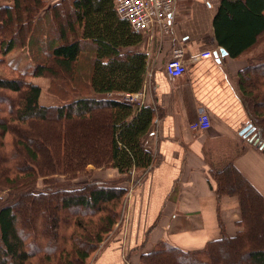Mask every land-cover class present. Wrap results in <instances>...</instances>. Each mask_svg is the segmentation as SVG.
<instances>
[{"label":"trees","instance_id":"trees-1","mask_svg":"<svg viewBox=\"0 0 264 264\" xmlns=\"http://www.w3.org/2000/svg\"><path fill=\"white\" fill-rule=\"evenodd\" d=\"M10 1L11 6L0 5V27L10 31L0 37V54L27 45L36 62L30 76L54 75L56 67L66 75L60 86L71 97L61 105L43 106L40 88L25 79L26 73L12 70L17 77H0V264H88L122 214L118 208L127 188L118 182L129 181L126 178L132 173L139 177L154 163V155L143 142L152 125L153 108L137 107L120 96L142 90L147 60L137 49L142 35L116 16L113 0ZM64 12L67 16L62 18ZM213 25L218 43L232 58L257 46L240 75L251 107V124L258 132L256 144L264 149V106L257 103L264 97V0H221ZM258 71L251 84L249 77ZM99 115L106 124L91 125L101 133L94 139L96 150L91 139L69 145L77 123ZM42 124L45 134L51 125L55 129L51 155L27 146L24 140ZM89 164L113 169L119 178L112 184L95 178L78 182L77 172ZM52 175L73 181L36 189L38 179ZM219 175L221 188L240 196L241 230L222 234L198 251L159 243L141 254L138 264H208L212 248L237 246L243 239L247 214L256 215L255 208H259L264 218V199L233 167L212 173L216 178ZM84 208L87 215L75 214ZM29 226L28 234L20 232ZM37 238L43 248L46 241H52L46 252L31 244ZM247 260L264 264V247L250 251Z\"/></svg>","mask_w":264,"mask_h":264},{"label":"crops","instance_id":"crops-1","mask_svg":"<svg viewBox=\"0 0 264 264\" xmlns=\"http://www.w3.org/2000/svg\"><path fill=\"white\" fill-rule=\"evenodd\" d=\"M220 4L175 0L168 35L140 34L137 49L147 57L146 72L133 105L154 110L143 140L154 163L137 178L132 173L129 182L136 178L137 183L129 191L125 225L93 264H138L140 255L159 243L198 251L222 234L241 230L239 194L221 188V175L212 176L227 166L264 199V149L256 144L240 75L257 46L236 58L220 46L213 25ZM175 48L183 52L185 71L171 80L164 66ZM203 53L211 56L202 58ZM202 113L208 114L210 127L193 130ZM248 126L253 130L246 135Z\"/></svg>","mask_w":264,"mask_h":264},{"label":"rangeland","instance_id":"rangeland-1","mask_svg":"<svg viewBox=\"0 0 264 264\" xmlns=\"http://www.w3.org/2000/svg\"><path fill=\"white\" fill-rule=\"evenodd\" d=\"M53 1H58V0H53ZM0 5L11 6L12 1L0 0ZM65 16H67V12H64L61 14L62 18ZM1 18L2 17H0V20H1ZM9 32L10 31L3 30L0 27V37L5 36ZM262 48H264V41L262 42ZM28 49L29 48L27 45L24 46L21 44L17 47L15 46V48L13 50H11V52H9L6 55L0 54V77L9 78V79L17 77L16 73H14L12 70L18 71L19 73H26L27 77L25 79L27 81L32 82L33 84L37 85L40 88L39 103L43 106L53 107V106L61 105L65 101H68L66 98L68 97V95H69V97H71L70 93H66L65 89L62 86H60V84L63 85L62 83H63V81L66 80L67 77L65 74H63L61 71H59V69H57L56 67H53L54 75H46V76L37 77V78L30 76L32 70L36 66V62H35L32 54H31V52ZM260 72L261 71L255 72L254 76L249 77L251 84L256 82V80L258 78V74ZM249 74L250 73H248L247 75H249ZM257 103H258V106L259 105L264 106V97L259 99ZM3 106H7V104L4 103ZM261 113H263V112H261ZM262 119H264V118H262ZM95 122L101 123L102 126H103V124H106L105 117L101 116V115L95 116L94 118L86 120V121H79L77 123L78 126L76 129V134L75 135L72 134V141L69 138L71 133L68 130L67 134H68V138L70 140L69 145H72V147H74V145L78 142L79 143H86V142H89L91 139V141L89 143H91V144L93 143L92 148H93V150H94V148L96 150V147L94 145V139H97L98 135H100L101 133H98L97 131H95L94 128L93 129L91 128V125L93 123L95 124ZM36 126H38V125H36ZM43 126H44V124H42L41 126H38V127H41L42 130H39V128L36 127L34 129V134L29 133L28 135H25L24 140H25V143L27 144V146H30L33 148H41V149L45 150L48 155H51V154H53V142L55 139V133H54L55 129H54V126L51 125L50 126L51 130L49 131V133L45 134V133H43L44 132L43 129H45ZM50 134H52L51 138H50ZM76 137H77V139H76ZM47 154H46V156H47ZM77 173H79V176L77 177L78 182H84V181H88V180L95 178V179H101V181H107L108 183L112 184V183H115V181L119 178L118 177L116 179L115 178L116 176L111 174L110 170H108V168H104V169H97L96 168L95 169L91 164L86 165L83 170H81V171L79 170V172H77ZM131 177H132V175L127 177L126 180L127 179L130 180ZM135 179L136 178H133V180H135ZM133 180L130 182L129 181H119L118 182V183H121L123 186H125L128 189L126 194L124 195L123 203L118 208V211H121L122 214L120 215L119 220H118L116 226L113 228L111 234L107 235L104 238V241L100 244L99 248L97 249L95 254L91 257L88 264H93L95 257L99 254V252L103 248H105L113 240L114 236L122 230V229L120 230V228H122V226L125 225L124 211L127 209V201H128L129 191L132 189V186H135V184L137 183V181H133ZM43 181H44V183H43ZM71 181H73V180H71L69 178L52 175V176H49L48 178L38 179L36 189L40 190L42 187H46V186L49 187L50 183H54V184H58V185L67 183L69 185ZM255 209L257 210L258 214L257 213H256V215H254L253 213L247 214L248 215L246 218L247 219V221H246L247 232L244 235L243 239H241V240H239V242H237V246H231L230 247V246L224 245V246L212 248V249H215L214 252L211 251L213 253L212 259L209 261V263L208 262H206V263H208V264H248L247 254L250 251L254 250L256 247H264V222H263L264 218H262L261 212L259 213L260 209L259 208H255ZM47 212L49 214L51 213L48 210H47ZM87 213H88V210L86 208H84L82 210H77L75 212V214H79V215H87ZM44 214L47 215L46 213H44ZM28 215H29V213H28ZM21 221H22V219H21ZM22 224H23V221H22ZM31 227L32 226H29V229L24 230L25 232H23V231H20V232L22 234H28ZM33 227H34V225H33ZM37 230L39 231V229H37ZM42 243H44V242H42ZM51 243H52V241H50V240L46 241L45 246H44L45 248H43L42 246L40 247L41 241L38 238H37V241L33 240V242H31V244L33 246L36 245L37 247H39L38 251H45V252L47 251L48 245L50 246ZM28 249H30V247Z\"/></svg>","mask_w":264,"mask_h":264},{"label":"built area","instance_id":"built-area-1","mask_svg":"<svg viewBox=\"0 0 264 264\" xmlns=\"http://www.w3.org/2000/svg\"><path fill=\"white\" fill-rule=\"evenodd\" d=\"M175 6V0H113L116 16L125 20L136 34L160 33L168 35L174 25ZM210 56V53L200 55L202 58ZM182 59V50L173 49L164 66L165 74L169 79L173 80L184 73ZM120 96L124 102L134 104L140 93ZM209 127L210 119L207 113L200 114L197 121L191 125L193 130H207Z\"/></svg>","mask_w":264,"mask_h":264},{"label":"water","instance_id":"water-1","mask_svg":"<svg viewBox=\"0 0 264 264\" xmlns=\"http://www.w3.org/2000/svg\"><path fill=\"white\" fill-rule=\"evenodd\" d=\"M221 52H222V53H225L224 50H221ZM249 128H250V127L248 126V127H246V129H245V131L248 130V133H246V135L250 134L249 132H251V131L253 130V129H251V128L249 129Z\"/></svg>","mask_w":264,"mask_h":264}]
</instances>
